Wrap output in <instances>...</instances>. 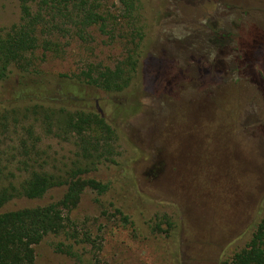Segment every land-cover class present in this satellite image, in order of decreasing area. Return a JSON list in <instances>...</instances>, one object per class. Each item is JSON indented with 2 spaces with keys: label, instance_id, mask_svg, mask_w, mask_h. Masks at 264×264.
<instances>
[{
  "label": "rangeland",
  "instance_id": "rangeland-1",
  "mask_svg": "<svg viewBox=\"0 0 264 264\" xmlns=\"http://www.w3.org/2000/svg\"><path fill=\"white\" fill-rule=\"evenodd\" d=\"M142 5L152 23L144 29L139 94L106 98L121 138L115 163L84 177L109 186L115 166L128 160L138 196L127 202L116 186L102 196L86 190L69 216L81 243L74 255L48 237L35 247L34 264H220L245 247L264 218V0ZM106 7L120 14L116 0ZM18 14L16 0H0V33L18 23ZM90 33L85 44L62 41L65 55L48 59L44 72L71 77L90 65L114 68L127 50L126 33ZM135 102V117L116 115V106L128 105L126 116ZM17 122L5 129L0 148L25 140L29 122ZM74 147L72 140L44 139L47 168L78 161ZM64 192L17 200L4 211L45 206Z\"/></svg>",
  "mask_w": 264,
  "mask_h": 264
},
{
  "label": "trees",
  "instance_id": "trees-1",
  "mask_svg": "<svg viewBox=\"0 0 264 264\" xmlns=\"http://www.w3.org/2000/svg\"><path fill=\"white\" fill-rule=\"evenodd\" d=\"M16 1L18 23L0 33V140L10 124L18 126V117L29 124L23 128L25 140L18 139L16 148H0V264H34L35 247L48 237L57 238L74 255L81 243L70 231L69 216L86 190L102 196L116 186L127 202L138 196L128 160L115 166L109 186L84 177L115 163L114 144L121 138L109 122L112 108L105 101L127 90L132 96L139 94L144 29L152 20L143 17L140 0H116L118 15L106 9L107 0ZM91 29L107 36L126 33L122 38L127 40V50L114 68L90 65L71 77L44 72L42 66L48 59L65 55L67 44L62 41L76 39L85 44ZM103 102L107 105L102 108ZM127 106H116L113 111L120 117H135L137 102L123 116ZM52 138L74 141L78 161L70 160L58 171H50L43 142ZM122 146L127 149L126 143ZM10 150H19V156L14 159ZM55 189L65 190L58 201L4 211L14 201L36 202ZM220 264H264V218L245 247Z\"/></svg>",
  "mask_w": 264,
  "mask_h": 264
}]
</instances>
